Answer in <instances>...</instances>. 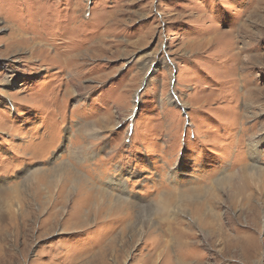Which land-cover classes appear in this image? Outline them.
<instances>
[{"label":"rangeland","instance_id":"1","mask_svg":"<svg viewBox=\"0 0 264 264\" xmlns=\"http://www.w3.org/2000/svg\"><path fill=\"white\" fill-rule=\"evenodd\" d=\"M184 263L264 264V0H0V264Z\"/></svg>","mask_w":264,"mask_h":264},{"label":"bare ground","instance_id":"2","mask_svg":"<svg viewBox=\"0 0 264 264\" xmlns=\"http://www.w3.org/2000/svg\"><path fill=\"white\" fill-rule=\"evenodd\" d=\"M226 178L224 177V176H222L221 178H219L218 180H217V182L216 183H214L215 184V186L216 187H224L225 186V184H226ZM245 186V185H244ZM242 184H241V189L243 190H245V187H244ZM222 187V188H223ZM247 189H249L248 187H247ZM243 192V191H242ZM107 197H109V195H107ZM111 198V197H110ZM113 198V197H112ZM116 197H114V199H115ZM114 199H112L115 203H117V202H120V200H121V198H117L116 199V201L114 200ZM184 200V199H183ZM182 200V201H183ZM113 202V203H114ZM121 203V202H120ZM181 204V203H180ZM214 204H216V203H214ZM113 205V204H112ZM115 205V204H114ZM182 205V204H181ZM121 206H123L122 204L121 205H118V207H114V208H116V209H118V208H120ZM173 206V205H172ZM199 208L200 207H197V208H195V210H199ZM169 209V200H167V201H165V200H162L161 201V203H158L157 205H156V207H155V210H156V212H158V213H163V214H165L166 212H167V210ZM142 210H143V212L144 213H146L147 212V208H142ZM143 212H141V213H143ZM198 212V211H197ZM110 213V212H109ZM102 214V213H101ZM147 215V214H146ZM197 215V214H196ZM223 231V230H222ZM220 235V234H219ZM190 236V235H189ZM170 237V236H169ZM221 238H223L222 237V235H221ZM217 239V238H216ZM231 241V240H230ZM233 241V240H232ZM236 241V240H235ZM236 244V243H235ZM229 247V246H228ZM239 247V246H238ZM254 252V251H253ZM252 255H254V253H252ZM249 259V258H248ZM199 260V259H198ZM185 264V263H184Z\"/></svg>","mask_w":264,"mask_h":264}]
</instances>
